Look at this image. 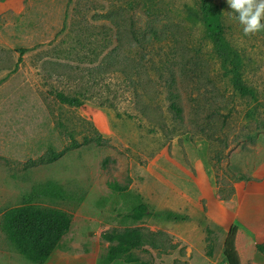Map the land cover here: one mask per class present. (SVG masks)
<instances>
[{"label":"rangeland","instance_id":"374dc122","mask_svg":"<svg viewBox=\"0 0 264 264\" xmlns=\"http://www.w3.org/2000/svg\"><path fill=\"white\" fill-rule=\"evenodd\" d=\"M211 1L253 95L234 90L190 16L201 0H0V264H29L1 231L3 213L27 196L73 215L57 264H125L105 261L101 238L131 213L114 182L149 206L135 226L154 244L134 252L140 260L227 264L228 233L208 218L199 182L229 198L264 163V28L245 35L229 0ZM51 152L60 158L48 162ZM48 185L63 197L45 194ZM165 210L189 219L153 216ZM260 258L240 248L241 264Z\"/></svg>","mask_w":264,"mask_h":264},{"label":"trees","instance_id":"16d2710c","mask_svg":"<svg viewBox=\"0 0 264 264\" xmlns=\"http://www.w3.org/2000/svg\"><path fill=\"white\" fill-rule=\"evenodd\" d=\"M191 17L198 20L204 27L213 49L227 68L231 83L236 92L241 96L253 95L252 90L246 85L244 76V62L228 42L222 24V15L219 8L211 0H201L200 10ZM156 34V32H154ZM59 99L69 105H80V99L71 98L65 94H59ZM171 110L176 117L181 118L183 110L176 102L171 104ZM101 139H96L100 144ZM74 146L78 147L75 142ZM60 158V154L51 152L48 162H54ZM44 161V160H43ZM252 180V178L248 179ZM110 187L124 197L123 207L131 211L123 217L124 229H114L103 233L101 238L109 244L105 261L113 263L124 261L125 264H150L140 260L134 252L143 249L146 245L154 244L152 234H148L142 228L135 226L145 218L152 216L149 206L141 196L127 193L118 183H110ZM53 197H63L62 188L48 185L45 191ZM231 197L222 198L230 200ZM35 196H27L21 206L6 210L2 215L1 231L9 242L11 252L16 254L48 260L59 248L62 239L70 232L73 224V215L56 208L46 207L34 202ZM157 220L167 223H183L188 217L171 210H165L153 215ZM237 227H232L224 241L223 255L227 264H241L240 255L236 245ZM257 249L264 254V245H258Z\"/></svg>","mask_w":264,"mask_h":264},{"label":"crops","instance_id":"0c3cea01","mask_svg":"<svg viewBox=\"0 0 264 264\" xmlns=\"http://www.w3.org/2000/svg\"><path fill=\"white\" fill-rule=\"evenodd\" d=\"M199 184L200 191L207 199L208 218L226 233H229L232 227H237L236 245L239 255L240 248L253 247L256 258L264 257L257 250L258 245H264V163L256 169L252 175V180L235 184V194L228 201L221 200L220 197L218 199L214 188L213 190L201 188V182ZM67 235L55 251L60 253V256H65L68 252L62 247L63 240ZM13 255L15 259L29 262V264H57L56 258L57 260L61 258L60 256L53 258L52 255L48 260H41L16 253ZM7 256L10 257V254Z\"/></svg>","mask_w":264,"mask_h":264},{"label":"clouds","instance_id":"9594fccd","mask_svg":"<svg viewBox=\"0 0 264 264\" xmlns=\"http://www.w3.org/2000/svg\"><path fill=\"white\" fill-rule=\"evenodd\" d=\"M232 8L240 13L239 21L244 25V34H254L264 28L260 24L261 15L264 14V0L257 5L255 0H229Z\"/></svg>","mask_w":264,"mask_h":264}]
</instances>
